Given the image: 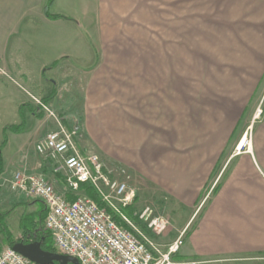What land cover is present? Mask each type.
<instances>
[{"label": "crops", "instance_id": "crops-1", "mask_svg": "<svg viewBox=\"0 0 264 264\" xmlns=\"http://www.w3.org/2000/svg\"><path fill=\"white\" fill-rule=\"evenodd\" d=\"M56 3L0 0V63L13 78L0 75V131L21 125L20 117L31 123L7 129L0 142L4 179L21 170L76 197L66 171L36 152L45 132L58 127L45 117L35 122L42 112L31 98L42 97L63 121H79L78 142L134 167L182 207L196 206L220 164L214 192L177 257L264 264V114H249L264 78V28L257 51L217 80L225 95L219 105L205 92L209 106L184 109L179 27L149 16L144 0H62L53 11ZM65 97L78 101L70 118L62 115ZM247 126L250 140L234 152L229 147Z\"/></svg>", "mask_w": 264, "mask_h": 264}, {"label": "rangeland", "instance_id": "rangeland-1", "mask_svg": "<svg viewBox=\"0 0 264 264\" xmlns=\"http://www.w3.org/2000/svg\"><path fill=\"white\" fill-rule=\"evenodd\" d=\"M145 1L147 2L149 16L152 13L155 18L156 14H160L164 17L162 19L161 16L160 19L164 24H172L174 27H179L181 50L179 75L178 78L176 77V80H178L180 90V106L184 109L190 106L197 110H203L206 105L209 106L208 103H210L212 107L217 103L219 105V101L222 99L221 97L225 98V95L220 96V90H218L219 82L217 80L221 76L229 74L231 69L236 66L235 64L237 61L245 58L247 59L251 51H257L255 42L261 40L262 30L264 28V0H144V2ZM61 4L62 0H57L52 10H60ZM20 86L23 88L22 85ZM215 87H217V90L215 89L211 95V90ZM205 92H208V100H206L208 103L205 102ZM215 94L217 95V99L214 97ZM37 98L41 101L44 100L42 97L37 96ZM31 100L34 106L38 108L36 101L32 98ZM63 102V117H73L71 116L73 113L72 111L79 109L78 101L65 97ZM47 105L55 115L41 110L42 116L38 115V117H36L37 120H35L37 125L41 117H45L50 121L52 120V122L56 124L55 126H58L55 116L71 131L75 129L76 125H79L78 120L73 122L70 121L69 123L63 121L62 116L59 115L51 105ZM259 109L262 110L261 115H263L264 78L256 97L250 104L249 114L252 119L256 116ZM32 111L34 112L35 110L32 109ZM2 119L3 117H0V125L3 123ZM19 121L23 124V127L31 125L30 122H25L22 117L19 118ZM42 123L43 122H41V124ZM43 125L44 124H42L41 127ZM54 129L45 132L40 140L44 139L46 135ZM251 133V129L247 126L242 137L246 134L248 135V140H250ZM5 137L4 133L2 135L1 130L0 142L1 140L4 141ZM75 141H77V146L82 153L98 155L105 164L106 169L111 172L114 178L118 180H127L130 187L136 190V197L131 205V211H133L132 217L124 211L125 215L129 216L132 221L134 220L133 222H138L137 218L139 212L147 206L153 209V216H160L169 220V225L163 235L155 236L148 232V235L155 245L159 246L162 250H166L168 245L175 242L181 233H183L181 243L179 244V251L174 257L176 261H188L180 260L177 256L185 244L189 233L198 223L206 203L210 200L214 192L215 188L212 189L213 191L210 194V189L216 175L219 173L220 164L215 169L210 182L203 190L196 206L182 207L177 198L166 193L157 183L149 181L141 176L134 167L124 165L116 157H112L103 152L100 153L92 142H78V133L75 136ZM234 143H232L229 148L232 147L235 152L239 145L236 146ZM127 176H129V178ZM11 180L9 178L8 181V179H4L3 175H0V227L5 226L7 230L6 234H0V252L7 247H11L8 240L14 242L22 238H26L25 240L27 241L32 240L36 234L32 235L30 233L27 235L25 229L28 228L29 231L32 230L31 232H34V225L41 221V215L43 217L45 215V208L42 201L14 189ZM206 196L209 197L205 199ZM114 216L119 217V214L115 213ZM192 216L193 218L190 225L183 230L182 227L188 225L187 223ZM42 226L44 228V221L40 228H42ZM140 226L145 229L143 222ZM212 264L247 263H226L225 260H219Z\"/></svg>", "mask_w": 264, "mask_h": 264}, {"label": "built area", "instance_id": "built-area-1", "mask_svg": "<svg viewBox=\"0 0 264 264\" xmlns=\"http://www.w3.org/2000/svg\"><path fill=\"white\" fill-rule=\"evenodd\" d=\"M0 75L13 80L1 63ZM32 98L40 110L55 115L44 100ZM261 113L259 109L255 117ZM55 118L57 129L36 144V151L54 161L56 171H66V184L75 199L69 200L59 193L46 178L21 170L13 173L11 183L17 191L44 203V229L52 236L57 252L77 258L80 264H205L194 259L176 261L174 256L183 233L166 250L155 245L148 232L163 235L169 220L153 216L149 206L139 212L136 223L125 215L124 210L132 205L136 190L127 180L114 178L98 155L82 153L75 141L77 130H69ZM83 183L94 188L104 206L81 192ZM115 213L125 225L115 220ZM142 222L146 230L140 226ZM0 264L37 263L7 247L0 252Z\"/></svg>", "mask_w": 264, "mask_h": 264}, {"label": "trees", "instance_id": "trees-1", "mask_svg": "<svg viewBox=\"0 0 264 264\" xmlns=\"http://www.w3.org/2000/svg\"><path fill=\"white\" fill-rule=\"evenodd\" d=\"M47 13H48V15L51 16V14H50L49 12H47ZM52 16H53V17H56V15H52ZM57 17H58V16H57ZM21 126H22V124H21V125H12V126H8V127L5 129V136H6V130H7V129H12V130H14V131H19V130L21 129ZM5 141H6V137H5V140H4L3 142H5ZM3 171H4V159H3V154H2V148H0V175L3 173ZM81 189H83L84 192H85L89 197H91L93 200H95L100 206H104V204H103V202L101 201L99 195L96 193V191L94 190V188H93L89 183H83V184L81 185ZM215 191H217V188H216ZM131 210H132V208H131V206H130V207L125 208L124 211H125L129 216L132 217V215H133L132 212H133V211H131ZM44 211H45V215H46V209H45ZM45 215H44V217L41 215V216H40V220H41V221H39L37 224L34 225V232H31L32 230L29 231L28 228H26L25 231H26V234H27V235L30 234V233H31L32 235H35V234H36V236L33 238V240H41L42 238H44V241H43V243H42V246H43L44 249L57 252L56 249H55V247H54V245H53V240H52V236L50 235V233L47 232V231L43 228V226H42V228H40L41 224L43 223V221H44V219H45ZM0 216H1V215H0ZM114 218H115V220H116L119 224H121V225H125V224L123 223V221H122L119 217H115V216H114ZM37 227H38L39 229H38ZM6 232H7L6 227H5V226H1V227H0V234H2V233H5V234H6ZM6 238H8V237H6ZM8 239H9V238H8ZM25 239H26V238H22V239H20L19 241L24 240V241L28 242V241L25 240ZM30 241H31V240H30ZM8 242L10 243V246H11V247H12L13 244L15 243V242L12 241V240H8Z\"/></svg>", "mask_w": 264, "mask_h": 264}, {"label": "water", "instance_id": "water-1", "mask_svg": "<svg viewBox=\"0 0 264 264\" xmlns=\"http://www.w3.org/2000/svg\"><path fill=\"white\" fill-rule=\"evenodd\" d=\"M41 240L17 241L12 248L37 264H80L77 258L43 248Z\"/></svg>", "mask_w": 264, "mask_h": 264}, {"label": "bare ground", "instance_id": "bare-ground-1", "mask_svg": "<svg viewBox=\"0 0 264 264\" xmlns=\"http://www.w3.org/2000/svg\"><path fill=\"white\" fill-rule=\"evenodd\" d=\"M248 140V138H247V135L242 139V141L240 142V144H238L239 146H238V149H241L243 146H244V144H246V141ZM250 144V143H249ZM249 147V146H248Z\"/></svg>", "mask_w": 264, "mask_h": 264}]
</instances>
